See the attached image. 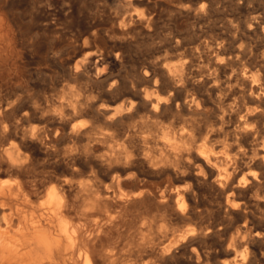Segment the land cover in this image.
Masks as SVG:
<instances>
[{"label": "bare ground", "instance_id": "6f19581e", "mask_svg": "<svg viewBox=\"0 0 264 264\" xmlns=\"http://www.w3.org/2000/svg\"><path fill=\"white\" fill-rule=\"evenodd\" d=\"M98 1L0 0V143H7L0 174L14 175V179L0 177V264H28L35 257L28 246L51 255L62 246L65 254L70 251L64 264H264V208L260 209V204L264 206V140L248 141L253 135H264V109L261 103L246 100L253 85L240 71L229 74L226 61L230 59L224 56L220 63L208 61L207 69L198 64L201 69L195 71L190 70L195 56L187 63L158 66L160 69L154 63L137 66L134 60L133 80L125 96L123 87L122 91L117 85L118 67L127 60L121 48L126 49L138 32L148 30L152 20L143 9L154 2L111 0L121 10L115 17L107 7L97 9ZM182 8L175 3V10ZM82 12L86 18H77ZM56 15L68 18L59 21L53 18ZM74 15L77 17L72 18ZM99 16L103 18L98 22ZM63 30L76 34L57 35ZM85 30L87 34L81 35ZM15 63L32 65L41 73L34 93L4 80ZM186 66L191 75L183 73ZM158 70L165 81L155 85ZM217 71L224 77L223 84L234 80L238 85L224 93L237 98L235 103L231 98L233 107L226 116L230 127L227 136L223 134L226 163L216 157L221 146L212 141L221 134L215 129L199 142L202 132L196 133L188 121L166 122L162 115L165 108L177 103L186 110L200 109L201 101L189 92L188 85L199 77L200 86L211 84L210 90L219 91ZM18 121L27 128L16 131ZM239 140L247 143L243 151L236 150ZM39 163L41 175L32 179ZM164 174H170V179L161 180ZM214 175L216 181L211 179ZM99 177L116 183L122 192L115 208L131 213L133 231L122 235L128 240L125 244L110 242L122 238L118 227L128 223L122 213L119 219H112V213L102 215L103 223L97 225V219H92L85 230L79 224L84 214L74 219L66 215L70 196H83L91 190L84 179ZM158 178L154 188L151 179ZM199 182L212 192L199 194L194 187ZM41 193L37 205L41 213L29 215L27 208ZM96 202L89 198L85 207ZM212 210L216 219V214L211 218ZM130 241L132 248L125 249Z\"/></svg>", "mask_w": 264, "mask_h": 264}, {"label": "rangeland", "instance_id": "374dc122", "mask_svg": "<svg viewBox=\"0 0 264 264\" xmlns=\"http://www.w3.org/2000/svg\"><path fill=\"white\" fill-rule=\"evenodd\" d=\"M174 1L175 0H153L154 3H152V5H150L149 8L143 9L144 14H146L145 16H149L152 20L150 27L148 28V30H150L152 32L150 33V31H148V30L138 32L136 34V39H133V41L131 43L133 47L130 44L126 48L127 50L125 48H121V50L124 51L125 58H127V60L124 59L123 63L118 67V70H117L118 71L117 72V85L120 87V90L123 91V89H124V91L123 92L121 91V92L124 93L125 96L128 95V86L130 85V82H132V80H133V78L131 76L132 75L131 71H132V68L136 66L135 65L136 63H137V66L139 63H143V62L144 63L145 62L151 63V64L154 63L153 65H155V67H158V66L172 65L174 63L175 64L176 63L181 64L179 62L187 63L192 58V56L193 57L195 56L194 58H195L196 62L194 61L192 63L193 65L190 69V70L195 71V70H197V67H199V69H201V67H200L201 64L203 65V66L201 65L202 69L203 68L207 69L206 64L208 61L209 62L214 61L216 63H220L222 58L228 57L227 60L230 59L232 61V64H231L230 60L226 61V70L228 71V73L234 74V71H235V73L238 74L237 71L238 72L240 71L239 74H243L245 76V78H247V80H249V82L253 85L252 89L250 90V93H246V97H247L246 100L249 102L251 101L252 103H261L263 105V109H264V80H263L264 79V75H263L264 60L262 58V57H264V0H177L176 2H178L182 7H185V8L188 7V8H186V10H185V8L184 9L182 8L183 10H179V11L175 10V3L176 2H174ZM83 2H85V1H82L80 3V5H81L82 9L83 8L86 9V3H83ZM105 2L107 4H105ZM116 3H117L116 1H111V0H109V1L104 0L101 3V0H99L97 2V4H95V5H97L95 7L97 9H100L101 7H107L108 9L112 10V12H114V13H112L111 11H109L112 13L113 16L119 17L118 16L119 13H117V12H121V10L117 9L118 4H116ZM147 9L149 11H147ZM130 12H133V14L136 13V11L135 10L132 11V9ZM115 13H117V14H115ZM154 13H155V15H154ZM80 15L82 16V18H81V16L77 17L76 15L72 16V18H74L76 16L77 18L85 19L87 16L83 12ZM119 15H121V14H119ZM53 18L60 21V19L68 18V17H64L63 15H56ZM102 18L103 17L99 16L97 18V20L98 19L101 20ZM98 22H99V20H98ZM62 26L63 25H58L57 27L62 28ZM83 32L86 33V30L80 32V34L81 35L87 34V33L85 34ZM71 33H73V35L76 34L75 31L73 32V31H64L63 30L61 32H58L57 35H66L67 36V34L71 35ZM140 34H142V35L140 36ZM242 40H243V42H242ZM197 46H199V47H197ZM136 47H138V49ZM129 48L131 50H128ZM125 51L128 53H126ZM185 51L187 52V54ZM130 52H132V53H130ZM136 53H137V55H136ZM200 55L202 57H199ZM178 56H180V57H178ZM186 56H188V58ZM222 56H224V57H222ZM168 58L170 59V61L168 60ZM182 58L184 60H181ZM185 58L187 59V61ZM149 59H152V60H149ZM134 60L136 63L134 62ZM176 60H177V62H176ZM198 61H199V63H197ZM240 61H243V62H240ZM255 62H258V63H255ZM198 64H200V65H198ZM195 65H196V68H195ZM233 67H235V68H233ZM31 68H32V65H29V64L23 65L22 63H15V64L11 65V72L8 73L7 75H5L4 80L8 83H13V84H18L20 86H25L30 90L31 93H34V91L37 88V84L40 83L42 78H41V73L34 71L33 68H32L33 71H31L32 70ZM158 68L160 69V67H158ZM230 69H231V71H230ZM232 69H233V72H232ZM243 69H245V70H243ZM185 70H186V72H185ZM187 70L188 69L186 66V68L183 70V73L184 74L188 73L189 75H191L190 70H188V71ZM127 72H129V73L127 74ZM219 73H218V71L216 72V76H217L216 77V83L223 87V88L221 87L220 88L221 90L219 89V91L210 90L209 88H211V86H210L211 84H207L205 86H200L201 84L198 83V81H197L199 79V77H197L198 79L196 77L194 78V80H196L194 82H196L197 84L193 82V84L188 85L189 92L192 93L196 98H198L201 101L200 109H198V110H186L184 107H182V105L180 103H177V106L175 104H173V105L165 108L162 111V115H164V117L166 116L165 117L166 122L168 120H169L168 122L175 121L177 118H178L177 120L180 119L179 121H182V122L188 121L193 127H195V128H193V127L192 128L194 129V131L196 129V131H195L196 133H199L200 131L202 132V133L200 132L201 134H199L200 135L199 142H201L202 137L205 135L206 132H213L212 129L213 130L215 129L214 132L218 133V135L221 134L219 136L216 135L214 137L213 140L215 142L212 141L213 144L218 143L221 146V148H219L220 149V151L218 152L219 154L217 153L218 155L216 154V157H218L223 163H226L227 159H228V151L226 150L225 145L223 143H224L225 136H227V134L229 133L228 128H230L228 123H227L226 116L233 107L231 102H233V101H234V103L237 102L236 101L237 98L234 100L232 97H228L224 93L227 94L228 88H231V87L236 88V86L238 87V85H237L236 81H234V80H231L230 81L231 83L229 82V83L223 84L224 77L221 76ZM228 73H226V74L228 75ZM157 74H159V75H156V78L154 79V80H156L155 85H158V84L160 85L161 83H163L165 81V78H164L165 75L162 74L160 72V70H158ZM258 76H260V77H258ZM52 77H54V76H52ZM118 77H120L121 79ZM260 78H261V80H260ZM52 79L53 78H51V80ZM126 79L128 81H126ZM122 81H125V82H122ZM120 82H122V83H120ZM232 83H233V85H232ZM122 87H123V89H121ZM144 87H146V84L141 86L142 89ZM200 87L202 89H200ZM204 89H206V90L208 89V91L210 90L209 91L210 94L208 91H206V90L204 91ZM197 92H199L198 93L199 95L197 94ZM125 93H127V94H125ZM96 95H98V94H96ZM220 95H222V96H220ZM223 98H225V99H223ZM231 98L233 99V101H230V100H232ZM216 99H217V101H216ZM221 102H224L225 105H224V103H222L223 104L222 105ZM234 103H233V105H234ZM226 104H227V106L228 105L229 106L227 107ZM223 106L225 107V110H224ZM216 107L218 108V110ZM139 111L136 110L135 112H139ZM170 111H171V113H170ZM172 112H174V113H172ZM183 112H186V113H183ZM218 112H219V114H218ZM176 114L178 117L176 116ZM191 114H193V116H195V118ZM181 115H183V116H181ZM172 116L173 117L175 116V117L172 118ZM217 117L220 118L221 120L218 119ZM182 118H185V119H182ZM186 118H188V119H186ZM173 119H175V120H173ZM190 119L191 120L195 119L194 121L196 123H194V121H191ZM222 119L223 120L225 119L224 122ZM214 120L217 121V123L214 122ZM207 121L209 123L208 127H207ZM21 123H22V121L21 122L18 121L16 123V125H19V126H16V131H20L21 129H23L25 127L27 128V124H25V123L21 124ZM214 123L216 125H214ZM196 124L199 126V128ZM202 124H206V125H202ZM217 124L219 126H217ZM216 126H217V128H216ZM10 127H11V125L7 126V128H10ZM201 127L205 128L207 130H204V129L202 130ZM210 129H211V131H209ZM222 136H223V138H222ZM219 137H221V138H219ZM216 138L220 139V141ZM261 140H264V135L259 133L257 135H253L248 141H258L259 142ZM244 143H245V145H244ZM5 144L7 145L6 142L0 143V150H2L0 152V154H1L0 155V159H1L0 164L5 161V158L1 157L5 154V151H4V147L6 146ZM246 144L247 143L244 140H243V142H241L240 140L235 141L236 150L237 151L238 150L243 151ZM41 168H42L41 164L40 163L37 164V166L34 168L35 171H33L32 179H36V176H37V179H39V177L41 175V171H42ZM35 173H37V174H35ZM3 175L8 179H14V175H5V174L1 173L0 177H4ZM216 178H217V175H214L213 177H211L212 181H216ZM104 179L107 181H105ZM108 179L109 178H102V177H101V180H100V177H99V179L98 178H94V179L93 178H90V179L85 178L84 180L89 181L91 184V190H90L91 193H90V191L87 192V194H89V196L87 194H83V196L82 195L76 196L75 193H73V195H71L72 197L70 196L71 202H69V205H68L69 208L66 209L68 213L66 214V212H65V214L67 216H69V218L72 217L73 219L75 217L80 216V215L83 216V214H84V216H83L84 218L81 217L82 219H80V221H79L80 226H82L84 228V230L89 227L88 224H90L89 222L93 221L92 219H95V218L97 219L96 225L103 223L99 219V217L102 218V215L104 217V216H107L109 214L111 215V213H112V215H111L112 219H116V217H117V219H119V217H121L120 215H122V217H124L125 219L128 220V223H129L130 219L132 218L130 212H126L124 210H120L118 208H115L116 202L119 199V195L122 192V190H120L117 187L116 183L113 180H110V179L108 180ZM168 179H170V174H164L161 178V180H164V181H167ZM101 181H103L102 182L103 184L101 183ZM156 181H160V179L159 178L158 179H151V182H150V184H152V186L154 188L157 187L158 182H156ZM106 182H107V185H106ZM94 183H96V184H94ZM200 183L201 182L198 183L199 185L194 186L195 190L199 194H208V193L212 192L207 185H204L201 183L202 185L200 186ZM100 184H102L103 186ZM45 185L48 186V183L43 184L44 187H45ZM196 188H198L199 190ZM103 189H105V190H103ZM95 190H96V192H95ZM200 190H202L203 192L204 191H206V192L203 193ZM102 191H104V192H102ZM102 193H104V194H102ZM113 194H114V196H113ZM259 194L261 195L260 191H258V196H260ZM41 195H42V193L38 196L37 199L34 200V202L31 204V206L27 208L29 215H39L41 213L37 207V205L40 203ZM103 195H105V196H103ZM86 196H88V197H86ZM83 197H84V199H81ZM75 198H77V199H75ZM89 198L94 199V202L102 199L101 202H103V203H101L100 201H97L95 203L96 205H94L93 207H90L91 209L89 207L86 208L85 203H86V200ZM103 198L105 200H103ZM258 198H260V197H258ZM107 200L109 201V203H107L108 202ZM113 200H115V201H113ZM82 202H84L83 203L84 205L82 204ZM112 202L114 203V205L112 204ZM100 204H103V205H100ZM98 205H99V207H97ZM103 206L104 207L106 206V207L104 208ZM74 207L75 208L77 207L78 210L80 209L79 210L80 212L77 210V208L75 211ZM263 208H264V206L262 204H260V209H263ZM98 210H100L99 212H103L99 216L96 214V213H99ZM106 210H107V212L109 211L108 214L105 212ZM69 211H71L72 214ZM88 211H90V212H88ZM87 212H88V214L85 216V214ZM113 212L115 215L113 214ZM79 213H81V214H79ZM93 213H94V215H93L94 217L93 216L91 217V215ZM119 213H122V214L119 215ZM215 214H216V217H214ZM125 215L127 218L125 217ZM213 217H214V219L217 218V213L214 210L211 211V218L213 219ZM128 223L127 224H121L118 227V228H120V230L118 229L119 235L122 238H118L116 240L114 238L113 240L111 239V241H110V239H108V240L110 242H112V241L119 242L120 241V243H123V244H125L126 241L128 242V240L123 239V236H122V235H124V233L130 235L131 233H129V232L133 231V229H131L132 227L130 226V223L129 224ZM109 225L112 226V222ZM127 228H128V231H127ZM26 230L28 231L29 229H26ZM132 243H133V241H130L125 249H127V248L131 249ZM129 245H131V246H129ZM27 249H29L30 253L35 254V257L29 258L28 264H64L63 263L65 261L64 258L67 257L68 255H70V251L67 254L64 253V248L62 246L60 248L56 249L53 255H51L47 252H44V251L40 252L37 249H33L31 246H28Z\"/></svg>", "mask_w": 264, "mask_h": 264}]
</instances>
